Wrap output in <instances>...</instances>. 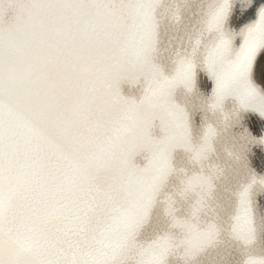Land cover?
Instances as JSON below:
<instances>
[{
  "label": "snow or ice",
  "instance_id": "6c2138e0",
  "mask_svg": "<svg viewBox=\"0 0 264 264\" xmlns=\"http://www.w3.org/2000/svg\"><path fill=\"white\" fill-rule=\"evenodd\" d=\"M0 264H264V0H0Z\"/></svg>",
  "mask_w": 264,
  "mask_h": 264
}]
</instances>
